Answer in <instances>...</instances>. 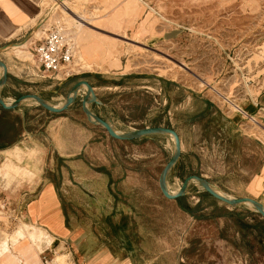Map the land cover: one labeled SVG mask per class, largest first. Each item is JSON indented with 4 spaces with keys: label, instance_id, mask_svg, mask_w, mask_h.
Wrapping results in <instances>:
<instances>
[{
    "label": "rangeland",
    "instance_id": "1",
    "mask_svg": "<svg viewBox=\"0 0 264 264\" xmlns=\"http://www.w3.org/2000/svg\"><path fill=\"white\" fill-rule=\"evenodd\" d=\"M142 1L122 2L123 14L132 13V18L123 21L119 29L115 27L120 17L106 18L114 9L107 0H68L61 6L69 14L75 13L73 17L81 16L85 26L63 10H56L55 2L61 0H49L23 38L0 39V44L22 41L39 23L50 19L28 44L25 54L16 52L19 55L16 57L7 49L0 55L9 64L7 82L12 98L27 92L38 93L59 104L73 82L87 79L106 103V106L93 103L91 109L108 117L117 130L162 125L177 131L181 153L167 177L171 191L177 189L186 175L198 174L222 193L250 196L264 203V0ZM106 3L103 21L110 25L96 19L103 14L100 10ZM53 24L59 25L76 44L71 63L76 74L64 80L32 74L33 44ZM87 31L110 41L103 45L101 56H94L95 63L103 69L92 67L85 59L83 50L89 42L82 35ZM218 92L222 97H218ZM257 96L263 97V104L258 103L253 111L252 101H257ZM80 98L77 96L68 110L75 121L84 117ZM28 101L32 103L30 115L38 113L37 120L28 124L35 129L45 128L43 121L51 122L60 115ZM237 106L243 107L248 115L237 112ZM16 120V115L8 114L0 124V144L16 136L20 127L13 125L19 122ZM109 137L96 139L88 149L93 152H85L84 156L96 166L101 163L98 159H102L94 158L96 154L97 157L115 154L114 216L128 223L123 228L133 245H138V263H263L260 255L253 253L257 244L252 234L263 231L264 222L257 212L250 210L252 206L238 205L228 215L229 220L211 224V211L222 213L224 208L199 184L191 183L180 201L193 210V215L182 213L178 201L162 195L158 175L173 149L169 136L150 135L132 140ZM79 172L86 177L89 170L83 168ZM19 205L14 204L13 196L0 194V264L10 256L15 264H22L9 247L23 239L16 232L26 225L22 223L29 221L23 206L18 209ZM72 213L78 221H96L87 228L115 245L118 238H111L107 231L116 227L108 228L109 223L97 222L102 211L86 209ZM58 249L48 254L59 257L57 264H68L69 258L75 260L73 254L67 256L70 248L63 249L61 245ZM22 250L36 255L30 242L19 251Z\"/></svg>",
    "mask_w": 264,
    "mask_h": 264
},
{
    "label": "crops",
    "instance_id": "2",
    "mask_svg": "<svg viewBox=\"0 0 264 264\" xmlns=\"http://www.w3.org/2000/svg\"><path fill=\"white\" fill-rule=\"evenodd\" d=\"M48 1L0 0V39L10 40L14 36L23 38L30 29L31 23L44 10L43 5ZM66 1L68 0H65L59 6H63ZM123 1L125 0H107L108 6H114L109 18L120 17L117 22L118 25L115 27L119 29L123 21L132 18V13L123 14L125 12L122 8L123 5H121ZM107 3L101 7L102 10L100 11H103V14L96 18L103 24H105L103 15L107 12ZM144 5L148 8V4L144 3ZM117 10H119L118 13ZM46 20L39 23L34 30L41 24H44L42 29L45 28L50 19ZM33 32L25 39L27 42L24 51L27 49L28 44L33 41ZM19 37L17 39H20ZM82 37L87 38L89 42L83 50L86 61L91 62L92 67L101 68L100 64L95 63L94 56L96 54L101 56L105 49L103 45L110 41L89 31L84 32ZM9 49L12 50L15 56H19L15 48ZM6 50L7 48L0 55ZM0 59L7 64L9 74L8 62L2 56H0ZM107 68L108 66H104V69ZM1 94L5 100H12L13 94L8 89V82L2 87ZM258 98L257 101H252L253 111L257 108L258 103L263 104L261 102L263 97ZM30 106H32V103L25 100L16 110L4 109L6 111H2L0 109V124L6 120L8 114H12L16 115V121H19L18 123L14 122L13 125H20V127H17L16 136L10 142L0 144V174L5 175H0V194L13 196L14 204H20L18 209L23 206L25 217L29 221L22 224L41 228L53 238L51 244L49 246L45 245L42 249L47 255L52 249L56 252L58 247L62 245L63 249L67 247L71 249L69 251L76 257L75 260L79 264H142L136 260L139 257L138 245H133L129 235L123 228L128 223H122L120 222L121 219L114 216L116 203L113 178L114 173L117 172L115 154L106 153V157H97L98 155L94 152L96 154L94 158H102L98 159L101 163L96 166H94L92 160L88 161L84 156L85 152H93L88 149H90L91 143H95L96 139L109 137L106 130L101 126L88 122L85 115H83L82 120L75 121L74 116L68 114L70 106L62 112L54 113L60 114L57 119L46 123L43 121L42 127L45 128L35 129L28 124H31L32 119L37 120L38 113L31 116ZM93 111L101 116L96 110ZM95 147L97 146L95 145ZM93 161H97V159ZM83 168L89 170L86 177L79 172ZM93 197H97V200ZM220 202L218 204L223 206L224 211L222 213L211 211L209 215L211 224L214 221L223 223V221L229 220L228 215L234 208H238ZM86 209L102 211L97 222L109 223L108 228L116 227L115 230L109 228L107 231L111 238H118L115 245L109 242L110 239L106 237L103 239L100 233L92 232L87 228L96 224V221H78L72 213V211ZM250 210L254 211V209ZM179 211L185 214L186 210L180 206ZM255 214L260 220H264L258 213ZM194 217L196 219V216ZM240 231L243 233L239 229ZM111 233L114 234L111 235ZM252 235L254 236L253 242L257 244L253 253L260 255L259 257L263 261L261 264H264V232L253 231ZM215 237V239H218L217 235ZM28 244L29 241L26 238L19 240L12 247L9 246L11 254L15 258H19L22 264H43L40 257L41 252L35 255L34 252L28 254L24 253V250L19 251ZM144 257H148V254H145ZM55 259L56 256L53 257V262H55ZM3 262V264H15L12 256Z\"/></svg>",
    "mask_w": 264,
    "mask_h": 264
},
{
    "label": "water",
    "instance_id": "3",
    "mask_svg": "<svg viewBox=\"0 0 264 264\" xmlns=\"http://www.w3.org/2000/svg\"><path fill=\"white\" fill-rule=\"evenodd\" d=\"M16 43L17 42L15 41H8L0 45V53L4 51L6 48L15 45ZM7 79H8L7 64L2 59H0V107L3 109L16 110V108L23 101L32 100L50 112L59 113L67 109L75 101L77 96H81L80 107L87 121L90 122L91 124L98 125L104 128L108 133V135L111 136L112 138L119 140H132L136 138L148 137L150 135L169 136L173 143V149L158 175V187L161 193L163 194V196H165L166 198L177 199L179 197H182L188 193V187L191 183H197L199 184V186L202 188L203 191H205L212 197L218 199L219 201L227 203L231 206L250 204L254 209V211H256L264 219V203L262 201L250 196L236 197L221 193L216 188V186L213 183H211L206 177H203L198 174L186 175L182 179L177 189H175L174 191H170L167 184V177L170 171L178 162L181 153V142L177 131L170 126H162V125L143 126L138 128H132L127 131L117 130L110 119H105L99 116L91 109L90 105L93 103L104 106H106V103L99 98V96L95 92L94 86L87 79L81 78L73 82L72 85L69 87L63 101L59 104H53L49 102L47 99L43 98L38 93H29V92L14 96L10 101L5 100L1 94V89L6 85Z\"/></svg>",
    "mask_w": 264,
    "mask_h": 264
},
{
    "label": "built area",
    "instance_id": "4",
    "mask_svg": "<svg viewBox=\"0 0 264 264\" xmlns=\"http://www.w3.org/2000/svg\"><path fill=\"white\" fill-rule=\"evenodd\" d=\"M75 52L76 44L73 38L66 34L59 25H50L48 29L44 30L43 37L33 44L32 56L35 64L32 74L56 80H64L73 76L76 73L73 71L71 63ZM237 112L245 116L248 115L243 107H238ZM41 254L43 264H55L53 258L49 257L44 250L41 251ZM69 254L72 255L70 251L67 256ZM66 260H69L68 264H79L74 258Z\"/></svg>",
    "mask_w": 264,
    "mask_h": 264
},
{
    "label": "bare ground",
    "instance_id": "5",
    "mask_svg": "<svg viewBox=\"0 0 264 264\" xmlns=\"http://www.w3.org/2000/svg\"><path fill=\"white\" fill-rule=\"evenodd\" d=\"M56 1V0H55ZM65 0H61V2L63 3ZM140 2L142 0H139ZM58 3V2H55L57 5L55 8L56 9H60V10H63L70 18H72L75 22L79 23L81 26H85L83 24V20H82V17L80 16H76V17H73L72 15H76L75 13H72L70 11L71 14H69L65 9H62L61 6L59 5H62V3ZM106 18L109 19V16L106 15ZM47 21V20H46ZM45 22V21H44ZM44 24H41L40 26H38L33 34H32V38H36L38 35H39V31L42 29ZM142 32V31H141ZM30 39V38H29ZM26 42L27 40L25 41H22V42H17L15 45H12L10 47H8L7 49L9 48H15L16 52L19 54V55H23V53L25 52L24 49L26 47ZM29 43V42H28ZM211 90H214L213 88ZM215 91V90H214ZM216 93V91H215ZM219 93V92H218ZM220 96V93L218 95V97ZM222 97V95L220 96ZM254 122V121H253ZM257 124V123H256ZM264 132V131H263ZM171 191V189H169ZM247 205H250V204H247ZM251 206V205H250ZM16 236H19L20 238H26L33 246L34 248V251L39 254L41 251H42V244L46 245V246H49L53 240V238L46 232L44 231L43 229L41 228H38V227H35L33 225H24V227L22 228H19L16 232ZM33 250V249H32ZM57 258H59L58 256H56ZM59 261V259H55V262L57 264V262Z\"/></svg>",
    "mask_w": 264,
    "mask_h": 264
},
{
    "label": "trees",
    "instance_id": "6",
    "mask_svg": "<svg viewBox=\"0 0 264 264\" xmlns=\"http://www.w3.org/2000/svg\"><path fill=\"white\" fill-rule=\"evenodd\" d=\"M87 74H89V73H87ZM117 85L118 84H121L120 82L119 83H116ZM2 111H6V110H4L3 108H0ZM145 138V137H144ZM178 202H179V204H180V201H181V197H179V198H177L176 199ZM180 206H181V208H183L184 210H186L187 212H189V213H191L192 215H193V210L191 209V208H188V207H185L184 205H182V204H180ZM263 222H264V220H263ZM263 232H264V230H263Z\"/></svg>",
    "mask_w": 264,
    "mask_h": 264
}]
</instances>
